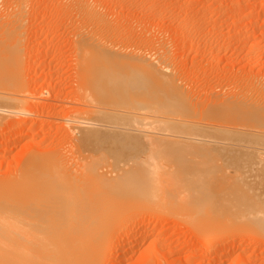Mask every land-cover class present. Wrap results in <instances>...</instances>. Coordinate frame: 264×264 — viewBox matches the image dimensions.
<instances>
[{"label": "rangeland", "instance_id": "obj_1", "mask_svg": "<svg viewBox=\"0 0 264 264\" xmlns=\"http://www.w3.org/2000/svg\"><path fill=\"white\" fill-rule=\"evenodd\" d=\"M3 4L5 5L4 7L2 6ZM6 4H8V7L6 6ZM0 5L2 6H0V18L4 17V20L1 19L4 24H0V31H2L4 27H6L10 30L8 31V29H6L8 32H11L12 30L13 32H15L17 30L15 34L12 32V35L14 34L18 36L19 34L18 37L13 35V38L11 36L10 42L6 41L3 43L4 45L8 44L10 48H7V46H4L3 44L1 45L2 41H0L1 47L4 46L5 49L7 48V52L10 51L8 54L10 56V59H7V61L9 62L6 61V64L10 63V67L8 65H5L6 67H4L6 69L7 67H9L10 70H7L10 71V73L12 72V75H10V80H8L9 83L11 82L10 84L6 82L7 84L5 85L0 81V97L8 95L7 97L12 98L15 95L13 98H15V100L20 99L19 101L29 97L28 99H26L28 100L27 102L29 104H21V107L19 106L20 104L17 105L16 101L14 102V104L11 103L12 101L8 98H6L7 102L4 98L2 99H4L5 101L0 100V103L3 102V105L0 104L2 105L0 106V109L4 108L3 110H5V112L8 111L6 112L7 115H3L0 113V135L2 136L0 137V182L3 181V186L7 184L8 187H6L8 189L11 188L9 189V192L12 191L14 188V192L12 194L18 193L19 188L16 187H19L23 183V178L21 179V176L24 177L23 175L25 173L23 175L21 174L20 178L18 176L20 173H22L21 170H23L24 168V170H27L26 166H29L31 164V160L37 157L39 158V156H45L48 159H51V157L55 154L56 151L57 156L59 157H57L56 155L54 156L57 160L61 158V164L59 163V161L58 163L62 167L64 166L63 168L65 169H61L64 171L63 173L66 177L63 176L62 171H60L61 169H58L59 167L54 168V170L56 171H53L51 169L49 171H52L53 174H56L59 171L65 179L72 176L73 178L70 177L68 179L69 181L66 179L64 180V182H70L72 178L74 179V181L76 180L75 182H80L79 184L81 187L85 186L81 185V181L85 182L84 184H86L88 180L86 186L87 189H93L94 187V185L92 187L91 184V181L93 180H91V178L93 176H90L88 172H90V174H92L94 171L99 172L104 178V180L102 179L104 185L102 186V184H100L101 179L97 177L96 181L99 182L101 186L97 183L100 189H96V187L95 189L96 191L101 190L102 192L95 193V190L91 189L92 195H89V197L87 196V199L89 198L95 200L93 197L90 196H94L97 198L96 194H98V197L100 194V197H102L104 193L103 190H106V192L107 190L110 192L112 190L111 193H106L105 196L111 194L112 196H108L111 199L109 200L111 202L115 201L116 204L118 203L116 206L115 203L112 204L113 202H108L114 207L116 206V208L112 207L114 211L110 206L107 207L111 208L112 211H110L109 209H106V212L103 211V213L105 212V215H107V217L110 215L109 217L111 218H106L105 215H103L102 213L101 218H106L108 220L107 221L105 219L104 221H107L105 223L102 219L96 218L94 216L95 219H99L97 223H100V220H102V224H98L99 226L94 225V228L96 229L95 232L93 230V227L92 230H90L93 231L92 233H96V231L98 232L100 230L102 231V229L104 233L105 231L108 232L110 240H108V238L106 240L110 241V244L107 242V244H109V247L106 246L107 244H104L106 243V240L104 238L105 242H103L102 244L104 245V247H107H105L107 251L105 252L104 257L102 259L104 260L105 258V260L101 262V264H264V0H0ZM25 5L29 6L26 8ZM12 7L17 11H15ZM20 9L25 10L23 12ZM8 13L11 14V16L14 15L16 21H13L14 23L10 22L11 24L6 23L9 25L6 26L5 19L9 16ZM4 14L8 15L4 16ZM18 21L19 23H17ZM3 30H5V28ZM82 34L84 37L82 36ZM93 36L95 38H93ZM79 43L80 46L85 49V51L88 50V56L85 54L86 52L84 53V49L79 46ZM94 43L97 45V47L94 46ZM102 43L104 44V46H101ZM78 46L83 53L80 51ZM105 46H109L108 48L113 50L114 52L117 51V54L120 56H116L117 58L115 57L112 59L109 57L110 60L107 58V56H105L104 58L103 55H100L101 53L100 51H98V49L100 47L103 48ZM75 47L77 49H75ZM95 49H97L99 54ZM5 52L6 51L4 50V54ZM14 52L17 53L16 55L18 56L15 57V55H13ZM93 53L97 54L98 56H96V59L98 58L97 62L95 61L96 59H94L95 55H93ZM83 54L88 57L86 59V57L84 56V59H86L87 61L88 59L90 60V57H92V59H94L97 64H95L96 66H98V64L100 66L101 63L103 64L98 67L99 69L103 67L100 69V71L96 70L95 67V70L98 71L99 74L96 71L95 73H93L92 69L94 68L91 69L92 72L90 71L91 74L93 73L98 75L93 76L87 73L89 74L88 76L86 74H83V72H87V70H85L87 67L88 70L89 68H91L88 65H86L87 67L85 68V63H82L85 71L82 69L80 63L84 61ZM8 55L6 57H9ZM137 56L139 57V59L137 58ZM17 57H19L18 60ZM12 58L14 59V63ZM113 59L114 61H112ZM138 60L154 61L153 63H155L156 66L158 65V68L161 67L160 69H163L165 66L164 69H166L167 72L163 69L165 72H163V75H165L166 78L169 76L174 77H169L167 79L165 78L166 81L168 79L170 80V78L172 80L174 79V81L172 83V80H170V85L167 81L166 83L168 84V89L166 87V90L164 91L169 94L170 92H174L173 94L178 95L177 99V95H173L175 97L170 98L172 93L170 94V96L166 93V97L164 96V94H161L162 92H164L163 89H165L166 86H164L165 81L163 82V85L161 82L162 73L160 75L161 77H159L161 80L159 79V81H157V79L155 78L156 82L154 81L155 83H153L158 84L155 85L157 89L154 86H150L152 85V83L149 84L150 88L146 89L149 90V92L151 93L152 89H156L157 91L159 88L161 89V87L158 86L162 85V87H164L162 88V92L160 93L159 90L158 92H156V95H160V98L163 95L167 99L165 103L163 102L165 99L163 96L162 98L164 99L159 100L162 101L160 103H164L165 106L167 102L170 101L168 104H172V106H169L167 104V107L169 106L173 109L174 105V109L177 110H174V112H176L177 116H172L169 114L170 116L168 117V114H164L162 113V111L159 112L157 110V113L162 114H157L155 117L154 113L156 110L152 111L150 110V108L152 107L151 109H155L157 106L154 105L155 108L153 107V105H150L151 107L148 106L150 103L147 100V102H145L148 105L146 103L145 104L148 106V108H145L146 105L143 101L141 102H143L144 106L143 104L141 105V103H139L140 100L146 99L144 97L145 95L142 94L145 93L148 95V93L143 90L145 88L142 86V93L139 92L138 89L137 90L139 93H137V91H133L136 88H128V90L131 92H127V88H125L127 93L123 92L124 94L122 93V95L120 96L123 97L127 95V98H121L123 102L125 101L127 103L124 102L122 106L118 105L123 103L122 100H120V97H118L119 99L115 98L118 100V103H115V99L113 100V106L114 104H116V107H113L112 105L108 104L109 101L108 103L106 102V100L108 99L107 97H105L106 103L100 101L102 100L103 95L107 94L105 91V89L107 88H105L106 86L104 87L105 80L103 81L104 85H101L103 84L101 82V78L99 77L101 76L100 74L103 72H101V70H104V72L105 69L109 70V73H111L110 75H112V80L116 78H122L125 80V82H128V79L131 78V76L127 78L128 74L131 75V70L132 68H135L134 64L138 62ZM128 61L129 63L132 62L130 64L131 66L129 65ZM89 62L87 64H89ZM113 62H121L122 66H126L125 68H123V73L121 72L122 70H119V72L115 69L116 67L114 65H111L113 64ZM14 64L15 66H18L21 70L18 67H15ZM95 65L93 64V66ZM127 65L130 70L127 68ZM12 66H14V68H12ZM80 68L83 70L82 74H80V71H82L80 70ZM137 70H141L140 73ZM132 71L134 72L135 70ZM143 71L145 70H143L142 68L136 69V72L133 73V75L135 74L134 78L139 80L142 76L148 77V71ZM77 72L79 73V75L77 74ZM125 72L128 74L126 75ZM141 72L143 73L141 74ZM15 73L18 76H16ZM121 73L124 74V76L126 75L127 80L125 77H123V75H120ZM144 73H147L146 76L144 75ZM151 73L152 72H150V74ZM140 74L142 76H140L139 78ZM156 74H154L153 72L151 76L154 75L155 77ZM14 76H16V82ZM91 76L93 80L89 78ZM95 77L97 79H95ZM98 78H100V84L97 82ZM142 80L139 81L142 82ZM93 81L97 82V84H94L95 86L93 85ZM159 82L161 85L159 84ZM144 83L145 86L146 82ZM20 85L25 90L22 89L23 91L20 90L18 92L17 88H21ZM96 85L102 87V90L101 88H99L101 92H98V95H96L97 93L95 92L99 90H93V87L98 88ZM85 86H87L86 88L88 89L86 91ZM120 86L123 87V85ZM123 89L124 88H121V90ZM10 91H12L13 93H11ZM177 91L179 92V94L185 93L186 95L183 94L180 97ZM133 92L136 96L133 95ZM101 93L103 95H99ZM129 93L132 95V97L131 95H128ZM152 93H155V91H152ZM118 94L120 93L118 92ZM151 94H149L148 97L146 96L151 103L154 102L153 100L157 101L159 99L156 98L158 96L155 97V94L150 97ZM82 96L83 98L81 99L80 97ZM101 96L102 98L99 99ZM128 96H130V99ZM137 96H141L139 97V99L136 100L138 105L140 104L139 107L136 108L132 106V104L128 105V103L131 102L133 97L134 99H136L138 98ZM153 96L155 97V99ZM182 96L188 99V103L186 99H184ZM152 97L153 99H151ZM227 98H229L228 101ZM126 99L128 100L126 101ZM181 100L185 101L184 103L186 108H182L184 103L181 102ZM120 101L122 103H120ZM156 101L155 104L158 105V101L157 103ZM97 103H100V105H98ZM104 103L106 104L105 106ZM110 103L112 104V101ZM175 103H180V105H176ZM28 105H30V108ZM4 106H6L7 109H5ZM11 106L12 114L10 113V108H8ZM158 107V109L160 110V106ZM167 107L164 108L167 109ZM134 108H136V110ZM141 108H143V110ZM144 108L146 112L148 110V113L153 112V115L148 116V113L146 114ZM186 109H188V111ZM18 110H23L24 112H19ZM90 110L91 112H89ZM114 110H117V113H115ZM139 110L141 112H138ZM162 110H164L163 107ZM81 111L82 113L84 111L86 112L82 114ZM101 111H105L104 113L106 115ZM143 111L145 112V115L142 113ZM171 111L173 110H170V112ZM95 112L102 113L96 114V116L98 117H102L105 115L104 117L107 118L106 116L111 114L110 117L108 116L111 119V117L118 116L117 118H115V120H117L119 117L121 118V116L124 115L126 117L122 116V118L124 117L128 119L125 122L126 124H128V127L131 126L130 123H132L133 121V117L131 114H136L135 118L136 120L139 117L141 118L139 123L141 122L140 124H142V126H140L139 124V127L141 128L140 130L139 127L138 129L135 128L138 126V121H135V118L132 124L133 126H135L134 128H132V126L130 128H126L127 125H125L123 121L121 122L119 120L120 118L116 122L114 121L116 126L113 125V122H111L114 119L112 118L113 120L111 119L110 121V119L108 118L109 120L107 119L108 121L106 120L107 122H104V124L106 123L108 125L107 126L106 124L103 125V121L105 120L103 117V121L101 120V118H99L102 121V125L105 126L103 127L100 124L101 122H93V120L95 119L97 121H100L98 118H95ZM111 112L113 114L115 113L116 115H118L115 116L114 114V116H112L113 114ZM118 112L120 113V115L122 113V115L119 116ZM124 112H126L127 114ZM8 113H10V115ZM78 113L80 116L78 115ZM128 113L130 114L128 115ZM166 113H168V111H166ZM183 113L186 116H184ZM139 115H143L144 117L146 115L147 116L146 118L142 119L143 117ZM164 115H167V121L170 119L168 121V123L170 122V124L166 122L169 126L164 125L165 122L161 123V121H164ZM157 116H160V118L158 117V119L162 120L159 121L157 119ZM1 117L4 118L2 119ZM149 117L150 119L151 117H153V119L155 118L154 120L157 121L158 124H161L157 125L155 121V123H152V119L147 120V118ZM171 117H173L174 119H172ZM86 118L88 119V121ZM89 119H93L91 120L92 122L90 121L89 123ZM23 120L25 121L24 123ZM185 120H187V122ZM10 121L14 124H12ZM70 121H72V125L75 121L77 123L79 122V124L83 123L81 127L89 125L90 127H85H89V130H92L91 126H94L92 128H96V131H99V129L101 131L102 129L101 134L103 131L107 132L106 129L108 128V131L112 128L113 130L111 129L110 131L116 130L117 133L116 131H114L113 133L111 132V134L109 135V132H107L108 134L106 132H103L102 136L101 134H98L97 136L101 137L99 139L104 140L105 144L101 146V149H99L100 146H97L96 148H98V150L95 149L94 151H91L94 147H90V150H86V145L90 144L89 142L87 143V140L89 139L87 132H85V130H83L84 128L82 127V130L80 128L78 130L79 132L74 133L73 130H75L76 127L80 126L75 123L77 124H74L76 127H71V125L68 124L70 123ZM181 121L185 122V125H183L184 123H182ZM19 122L21 125H19ZM86 122L89 124H87ZM108 122H110V126L112 127L109 126ZM118 122H121V126L119 124H116ZM135 122L136 124H134ZM171 122L172 125H174L176 128L174 126H170ZM178 122L179 124L177 125ZM95 124H97L96 126H98V124L99 126L101 125L102 128H100L101 126L98 128L95 127ZM10 125H14V127H11ZM162 125H164V127ZM186 125L189 127L186 128ZM159 127L161 129H158ZM10 128H12V130ZM131 128L134 130L131 131ZM167 128H169L170 130ZM120 129L122 131H120ZM135 129L138 130V134L136 133ZM80 130L84 131L87 135L84 132L82 133ZM123 130L126 132H124ZM141 130L142 132H144L143 134L142 132H140ZM158 130L159 132L160 130H164L166 132L167 130L169 131L168 134L163 133L164 131H162V135L161 133H158ZM171 130L173 132L178 131L180 133L179 134L178 132H176L178 133V139L184 138L183 140L185 141V144H187L190 139H193L195 137H197L198 139H202L204 144H196L198 146H194L193 144H191L193 145L191 146L189 145L190 143H188L187 146H185L184 143H181L183 141H181V144L179 145L178 140H175V143L178 142L177 144H174L172 142V144H169V139H165L166 137L164 136V134L166 136H172L173 134L176 136L175 133H171ZM133 131H135L136 134ZM152 131H155L157 133L154 132L153 134ZM184 131H186V133ZM6 132H8V134ZM118 132L123 133L120 134ZM139 132L146 138V140V136L152 137L153 135L152 138H154V141L152 138H150L152 140L149 141L148 138V141L150 142L148 144V141L144 140L145 138L141 134H139ZM182 132L184 133L183 135L189 133L191 134L183 136ZM80 133L83 134L80 136H83L84 138L88 136V139H85V150L84 148H80V146H78L79 144L77 141H74L77 139L76 136H78L79 138L78 134ZM91 133L92 134L89 135L92 137L94 131L92 130ZM124 133L132 134L127 140L126 138H128V135L125 134L124 137ZM96 134L97 132L94 134V138L97 137ZM133 134L137 135L138 137L140 135V138ZM155 134H157L156 139ZM160 135L164 136L165 138L161 137ZM15 136L17 137V139ZM133 137H136L139 140V142L137 141L138 145L136 144L137 142L134 141V139H137H133ZM142 137L143 142L141 141ZM122 139H124V142L122 141ZM130 139L131 142L135 144V147L134 145L130 144L132 146L131 148L134 147V150H137L135 152H132L133 149L131 151V148L128 149L129 146L127 147V143L128 141H130ZM112 140L115 141L111 142ZM158 140L161 143H159ZM166 141L168 142V145H170H167L168 148L167 146H165ZM140 142H145L144 145L146 146H144ZM155 143H157V146ZM69 144H71V146ZM106 144L108 147L106 146ZM151 144H154L156 147ZM76 146H78L79 150ZM75 148L77 149V151ZM74 151H76L77 155L74 153ZM78 151H80L81 153ZM134 153L136 155H133ZM79 154L80 156H78ZM62 156L64 158H68H65L67 161H62V159H64L62 158ZM120 158L123 161H121ZM118 159L121 161V163H118ZM165 160L168 161L166 162ZM81 161L84 164L81 163ZM62 162L63 164L65 162V164L63 165ZM52 163L57 164V162H51V164ZM85 163L89 168H86ZM117 164L118 166H116ZM53 166H58V164H53L50 167H52L53 169ZM84 168L87 171H85ZM89 169L90 171H88ZM66 170L70 171H68L69 174ZM80 171H85V174L84 172L81 173ZM59 172L57 174L58 180L60 176ZM65 172L67 173V175L65 174ZM86 173H88V175ZM82 177L85 178L86 181L85 179L82 180ZM18 178L21 179V181L17 180ZM15 180H17L18 182L16 181V183L13 184ZM7 181H11L13 183H9ZM72 181L73 180H71V182ZM64 182L63 184L62 182H57V185L59 187V190L60 188L62 190L65 189L66 194L71 191L70 189H72V191L69 193H76V190L80 188L78 183L74 185V183L70 182L72 186L71 187L69 183L66 184V182L64 184ZM17 183L20 184L18 185ZM88 183L91 185V187H89L90 185H88ZM94 183L96 182L94 181ZM66 185L67 187L69 186L71 188H66ZM76 186H78L79 188ZM6 187H3L2 189L8 191ZM73 187L76 190L73 189ZM16 189L17 191H15ZM20 189L22 190V187ZM21 190L19 193L23 192ZM6 191L4 192L6 193ZM92 191H94V193ZM23 193L26 196L28 195L26 194V192ZM1 196V199L7 198L5 197L7 196L5 194L4 197ZM10 196H18L19 198L14 197L17 201L21 197L20 194H14ZM12 197H9V199H12ZM28 198L30 197L27 196L26 199L28 200ZM102 198L104 199V196ZM102 198L99 200L104 201ZM132 198L134 200H131ZM9 199L6 200V202H8ZM89 199L88 202H90ZM4 200L5 199L1 201ZM16 200L11 201L15 203L17 210L15 209L14 203L13 205H11V201H9L11 206L7 203V207L6 205H3L4 202H1L2 205L0 204V211H6L7 213L0 212V214L2 215L1 217H5L4 219L0 217V221L1 219H3L4 221L6 217L8 219L12 218L11 220L13 221L10 220V224L8 220L4 221L5 224L8 225V227L4 224H1L4 223L1 221L0 224L3 226L0 225V230H6L7 228L9 229L8 231L6 230L8 233L10 232V230H12V233H10L14 235L17 239L19 237H22V233L31 232V228L29 227L31 223L29 222H32L30 221L32 216L30 215H33L35 211L30 210V208H28L26 205L27 201L25 202L21 198L20 201L22 200L23 202L21 203L24 205V207L26 205L25 208L27 210L29 209L30 212L29 214H25L27 210H24L22 204L20 202H17ZM80 200L81 198H79V200L76 199V203L79 201L78 204L81 205L86 202H82L83 199L81 201ZM96 200H98V198ZM19 203L20 210H18V205H16ZM78 204L77 206L75 205L72 207H80V205L78 206ZM104 205H107V203H104ZM146 205H148L149 207ZM43 206H45V204ZM107 210L108 212L110 211L109 214ZM88 213L91 214V212ZM78 214L81 215V213L77 212L76 215ZM99 214L100 213H98V215ZM82 215L86 216V214L84 213ZM28 216H30V219H28ZM90 216L91 215L87 216L89 217L88 220L94 218ZM69 218L71 219V222L68 218L63 219V221L65 220L64 222L61 220V224L64 225H61V227L63 228L66 225V227L70 226L69 229H71V227L73 229L78 228L73 227L75 226V224L78 225V222L76 223L75 221L73 225V219L71 217ZM85 219L86 217L84 218V220ZM80 220L82 222V219ZM109 220L112 224H108L110 223ZM89 221L88 224L91 227ZM93 221H95L96 223V220L91 219V222ZM68 222H70L71 225H69ZM19 224L22 225V227L15 226ZM12 225L15 227H13ZM103 225L104 227L102 229L98 228ZM107 225L110 228H108ZM105 226H107V228H105ZM112 226L114 227V229H112ZM24 227L25 229H23ZM20 228H22V230ZM35 228L37 227H34L33 229ZM224 228H226V230ZM27 229L29 230L27 231ZM23 230L25 231L23 232ZM214 230L218 232H215ZM13 231L17 233H14ZM103 232H101V234ZM109 233L111 234L109 235ZM15 234H18L20 236L16 237ZM215 235L217 237H215ZM219 235L221 236L219 240L214 241V243H209V241L211 242L212 240L211 237H215L218 239ZM223 235L225 238L223 237ZM28 238L25 237L24 240H27V242H24L26 245H28L29 243ZM20 239L19 241H21ZM120 241L122 242L119 244ZM21 245L24 244L22 243Z\"/></svg>", "mask_w": 264, "mask_h": 264}, {"label": "bare ground", "instance_id": "obj_2", "mask_svg": "<svg viewBox=\"0 0 264 264\" xmlns=\"http://www.w3.org/2000/svg\"><path fill=\"white\" fill-rule=\"evenodd\" d=\"M2 1V0H1ZM18 1V0H17ZM24 1V0H23ZM16 2V1H15ZM22 2V1H21ZM29 2V1H28ZM27 2V3H28ZM72 2V1H71ZM20 3V2H19ZM24 3V2H23ZM26 3V4H27ZM73 3V2H72ZM16 4H18V3H16ZM22 4V3H21ZM20 4V5H21ZM25 4V3H24ZM29 4V3H28ZM8 4H6V6H7ZM80 5V4H79ZM1 6V5H0ZM3 7L5 6L4 4L2 5ZM1 6V7H2ZM13 6V5H12ZM26 6V8L29 6V5H25ZM67 6V5H66ZM8 7V6H7ZM10 7V6H9ZM92 7V6H91ZM11 8V7H10ZM13 8V7H12ZM18 8V7H17ZM5 9V8H4ZM14 9V8H13ZM29 9V8H28ZM264 9V8H263ZM9 10V9H8ZM15 10V9H14ZM21 10V9H20ZM19 10V11H20ZM24 10L25 9H22L21 11H23L24 12ZM1 11V10H0ZM5 11V10H4ZM15 11H17V10H15ZM10 12H13V11H10ZM71 12H73V11H71ZM7 13V12H6ZM27 13H28V11H27ZM9 14V13H8ZM8 14H6V15H8ZM19 14V13H18ZM21 14V13H20ZM23 14V13H22ZM91 14V13H90ZM5 14H4V16H6ZM13 15V14H12ZM15 15H16V13H15ZM23 16V15H22ZM2 17H3V15H2ZM4 18V17H3ZM3 18H0V24L1 23H3V21L1 20V19H3ZM24 18V17H23ZM20 19H21V16H20ZM79 19V18H78ZM4 20V19H3ZM24 20V19H23ZM28 20V19H27ZM209 20V19H208ZM5 24L6 23H9V24H11L10 22H13V21H16L15 20V16L13 15V16H11V14H9V16L5 19ZM26 21V20H25ZM21 22V21H20ZM79 22V21H78ZM14 23V22H13ZM12 23V24H13ZM17 23H19V21L17 22ZM22 23H23V21H22ZM25 23V22H24ZM33 23V22H32ZM4 24V23H3ZM2 24V25H3ZM21 24V23H20ZM19 24V25H20ZM18 25V26H19ZM82 25V24H81ZM6 26H9L8 24H6ZM11 26V25H10ZM17 26V25H16ZM22 26V25H21ZM2 27V26H1ZM12 27H14V26H12ZM12 27H11V29H12ZM5 28V30H3ZM3 29H2V31H0V41H2V43H1V45L4 43V42H10L11 41V36L14 38V36H17V35H14L15 34V32L17 31H15V32H13V30L11 31V32H8V31H10L8 28H6V27H4ZM10 28V27H9ZM19 28V27H18ZM23 28V27H22ZM1 29V28H0ZM6 29H8V31L6 30ZM15 29H16V27H15ZM20 29V28H19ZM87 29V28H86ZM85 31V30H84ZM87 31V30H86ZM93 31V30H92ZM12 32L14 33L13 35H12ZM17 33H19V32H17ZM23 33V32H22ZM24 34V33H23ZM81 34V33H80ZM18 36H19V34H18ZM17 36V37H18ZM22 36V35H21ZM82 36H83V34H82ZM115 36V35H114ZM30 37V36H29ZM29 37H28V39H29ZM84 37V36H83ZM87 37V36H86ZM89 37V36H88ZM111 37V36H110ZM27 38V37H26ZM93 38H95L94 36H93ZM92 38V39H93ZM97 38V37H96ZM100 38V37H99ZM102 38V37H101ZM108 38V37H107ZM17 39V38H16ZM23 39V38H22ZM82 39V38H81ZM86 39V38H85ZM4 40V41H3ZM9 40V41H8ZM13 40V39H12ZM19 40V39H18ZM17 40V41H18ZM83 40V39H82ZM102 40V39H101ZM21 41V40H20ZM79 41H80V39H79ZM84 41V40H83ZM96 41V40H95ZM85 42H86V40H85ZM94 42V41H93ZM12 43V42H11ZM24 43V42H23ZM84 43V42H83ZM96 43V42H95ZM94 43V46L95 47H97V45ZM98 43V42H97ZM100 43V42H99ZM105 43V42H104ZM21 44V43H20ZM87 44V43H86ZM90 44V43H89ZM88 44V45H89ZM92 44V43H91ZM1 45H0V47H1ZM4 45V44H3ZM78 45V44H77ZM77 45H76V47H77ZM83 45V44H82ZM106 45V44H105ZM4 46H7V48H10L9 46H8V44H6V45H4ZM4 46H2L1 47V50H0V81L3 83V84H7L6 82H8V80H10V75H12L11 73H10V71H8V70H10L9 69V67H10V63H8V64H6V61H7V59L9 58L10 59V56L8 55L9 54V52H7L8 50H7V48L5 49V47ZM79 46H80V43H79ZM79 46H78V48H79ZM84 46V45H83ZM101 46H104V44L102 43V45ZM75 47V49H77ZM80 47H82V46H80ZM85 47V46H84ZM98 47H99V45H98ZM109 47V46H108ZM108 47H103V48H99L98 49V51H100V55H103L104 56V58H105V56H107V58L109 59V57L112 59V58H115L116 56L118 57V56H120V55H118L117 54V51H113V50H111V49H109ZM2 48H3V50H2ZM19 48V47H18ZM83 48V47H82ZM89 48V47H88ZM87 48V49H88ZM93 48V47H92ZM22 49V48H21ZM80 49V48H79ZM84 49V48H83ZM4 50L7 52V55L9 56V57H6L7 55H6V52H5V54H4ZM96 51H97V49H95ZM117 50V49H116ZM17 51V50H16ZM79 51V50H78ZM80 51H81V49H80ZM93 51V50H92ZM98 51H97V53H98ZM119 51H121V50H119ZM82 52V51H81ZM86 52V53H85ZM136 52V51H135ZM139 52V51H138ZM141 52V51H140ZM158 52V51H157ZM28 53V52H27ZM78 53V52H77ZM83 53V52H82ZM84 53L87 55V53H88V50L87 51H85V49H84ZM134 53V52H133ZM17 53H15L14 52V54L13 55H15V57L16 56H18V55H16ZM19 54V53H18ZM85 54H83V59L86 57V55ZM99 54V53H98ZM123 54V53H122ZM125 54V53H124ZM159 54H160V52H159ZM79 55V54H78ZM82 55V54H81ZM93 55H95L94 56V59H96V56H97V54H95V53H93ZM99 55V56H100ZM127 55V54H126ZM136 55V54H135ZM157 55V54H156ZM22 56V55H21ZM24 56V55H23ZM28 56H29V54H28ZM85 56V57H84ZM88 56V55H87ZM138 56H139V54H138ZM137 56V58L139 59V57ZM141 56V55H140ZM14 57V58H15ZM77 57V56H76ZM79 57V56H78ZM98 57V56H97ZM116 57V58H117ZM131 57V56H130ZM159 57V56H158ZM88 57H86V59H87ZM101 58H102V56H101ZM135 58V57H134ZM143 58H145V57H143ZM163 58V57H162ZM6 59V60H5ZM8 59V60H9ZM13 59V58H12ZM19 59V57H17V60ZM23 59H24V57H23ZM82 59V58H81ZM86 59H84V61L86 60ZM91 59H92V57H90V60L88 59V61L86 60L85 62L84 61H80L81 63H80V65L82 66V69L84 70V67H83V64L85 65V68L87 67L86 65H88V66H90L91 68H89V70L86 68L85 70H87V72L85 71V73L83 72V70L80 68V70H82V71H80V74H82V72H83V74H86V75H88L89 76V74L90 75H98L99 74V72L98 71H100V69L101 68H103V67H101L100 69L98 68V67H100L101 66V64H100V66H99V64H98V66H96L97 64H96V62H97V60H98V58L94 61V59H92V61H91ZM136 59V58H135ZM141 59V58H140ZM159 59H161V58H159ZM80 60V59H79ZM107 60V59H106ZM110 60V59H109ZM108 60V61H109ZM120 60H121V58H120ZM154 60V59H153ZM12 61V60H11ZM21 61V60H20ZM89 61H91V62H89ZM112 61H114V59L112 60ZM124 61V60H123ZM132 61H134V60H132ZM148 60H138V62H136L135 64H134V66H135V68H132V70H135L134 72L131 70V72H129V71H127V72H129V73H131V75H129L128 73H126V75L128 74V77L127 78H129L130 76H131V78H129L128 79V82H125V80L124 79H122V78H116V79H111V76L112 75H110L111 73H109L110 71L109 70H106L105 69V72H104V70H101V76H99L100 78H101V82L103 83V81L105 80V85H104V83L103 84H101L102 86L104 85V87L105 88H107V89H105V91H106V93L107 94H104L103 92V94L104 95H106V96H104L102 93L101 94H99V95H103V98H102V96L99 98V99H101L102 98V100H100V101H102V102H105V97H107L108 99L106 100V102L108 103V101H109V103L108 104H110V105H112L113 106V100L115 99V98H118V97H120V100H122L121 98H124V97H126L127 95H125V96H123V97H121L120 95H122V93L124 92V93H127L129 90H128V88H136V89H132L133 91H137V93H139V92H141L142 93V89H141V86L142 87H144L145 89H143V90H145V92H147L148 93V95L147 94H145L144 93V91H143V93L144 94H142V95H145L144 97L146 98V99H144V100H140V102H139V100H138V102L139 103H141V105L143 104V102H144V104L147 102V101H149V105L148 106H150V105H153V107H154V105L155 106H157L155 109H151L150 107V110H156L155 111V117H156V115L158 114V115H161L162 113H164V114H168V117L170 116V115H172V116H177L176 115V112H174V105H173V109L172 108H170L169 106L171 105L172 106V104H168L169 102H167V104L169 105L168 107H167V104H166V106H165V101L167 100L165 97V95H166V91H164V90H166V87H167V89H168V84L170 85L171 84V81L170 80H172L171 78H174V77H171V76H169V77H171L170 78V80L168 79L167 81H168V84L166 83L167 81H166V79L167 78H169V77H167L166 78V76L165 75H163V72H164V70L166 71V69H164L165 68V66H164V70L163 69H160V68H158L157 66H156V64L155 63H153L154 61H148ZM163 61V60H162ZM167 61V60H166ZM7 62H9V61H7ZM16 62V61H15ZM18 62V61H17ZM24 62H26V61H24ZM89 62V64H87ZM115 62H116V60H115ZM118 62V61H117ZM122 62V61H121ZM121 62H119V63H114L113 62V64H111V65H114L116 68V70H122L121 72L123 73V68H125L126 66H122V63ZM127 62V61H126ZM164 62V61H163ZM162 62V63H163ZM168 62V61H167ZM166 62V63H167ZM13 63H14V59H13ZM83 63V64H82ZM111 63V62H110ZM128 63H129V61H128ZM132 63V62H131ZM131 63H129V65L131 64ZM160 63V62H159ZM25 64V63H24ZM91 64V65H90ZM93 64L95 65V66H93ZM127 64V63H126ZM5 65H8L9 67H7V69L5 68L6 66ZM103 65V64H102ZM125 65V64H124ZM5 66V67H4ZM14 66H15V64H14ZM14 66H12V68H14ZM80 66V67H81ZM131 66V65H130ZM15 67H18V66H15ZM95 67H96V70H98V71H96L95 70ZM11 68V69H12ZM19 68V67H18ZM24 68V67H23ZM22 68V69H23ZM92 68H94V69H92ZM127 68H128V65H127ZM139 68H142L143 70H145V71H143V72H146V71H148V73H149V76L148 77H144V76H142L141 74L143 73V72H141V74L139 75V78H140V76H142V77H144V78H142L141 77V79H139V80H142V82H140L138 79H136V78H134L135 76V74L133 75V73H135L136 72V69H139ZM166 68H168V67H166ZM20 69V68H19ZM19 69H18V71H19ZM91 69L93 70V73H95V71L98 73V74H91L90 73V71H91ZM129 69V68H128ZM127 69V70H128ZM14 70V69H13ZM12 70V71H13ZM15 70H17V69H15ZM21 70V69H20ZM126 70V69H125ZM124 70V71H125ZM130 70V69H129ZM163 70V71H162ZM170 70V69H169ZM118 71H117V73H118ZM119 71V72H120ZM139 73H140V71L139 70H137ZM161 71V72H160ZM20 72H22V71H20ZM92 72V71H91ZM150 72H154V74H156V72H157V74L159 75H157L156 74V76L154 77V75L153 76H151V74H150ZM167 72V71H166ZM169 72V71H168ZM87 73H89V74H87ZM120 74V75H123V77H125L126 78V75L124 76V74ZM138 73V74H139ZM161 73H162V75H161ZM165 73V72H164ZM77 74L79 75V73L77 72ZM102 74H104V75H102ZM147 74V73H146ZM146 74L144 73V75L146 76ZM15 75L16 76H18L16 73H15ZM20 75V74H19ZM133 75V76H132ZM162 77H161V76ZM168 75H170V74H168ZM16 76H14V79H15V77ZM87 76V77H88ZM105 76V77H104ZM164 76V77H163ZM83 77V76H82ZM96 77H98V76H96ZM95 77V79H97ZM133 77V78H132ZM159 77H161L162 78V80L159 78ZM20 78V77H19ZM85 78V77H84ZM83 78V79H84ZM89 78H91L92 79V76L91 77H89ZM100 78H98V83L100 84ZM102 78H104V79H102ZM127 78H126V80H127ZM157 79V81H159V79L161 80V82H162V85H163V82L165 83L164 84V86H165V89H163V91L164 92H162V88H164V87H162V85L160 84V82H159V84L161 85V86H158V87H161V89L159 88L157 91H156V86L155 85H158V84H153V83H155L156 82V79ZM166 78V79H165ZM13 79V78H12ZM11 79V80H12ZM87 79V78H86ZM94 79V80H95ZM146 79V80H145ZM24 80V79H23ZM93 80V79H92ZM124 80V81H123ZM26 81V80H25ZM92 82L93 83V85L94 84H97V82ZM155 81V82H154ZM173 81H174V79L172 80V83H173ZM15 82H16V79H15ZM15 82H14V84H15ZM18 82V81H17ZM22 82V81H21ZM82 82H83V80H82ZM91 82V81H90ZM114 82V83H113ZM144 82H146V85L144 86ZM170 82V83H169ZM9 83V82H8ZM11 83V82H10ZM9 83V84H10ZM20 83V82H19ZM88 83V82H87ZM152 83V85H150V86H154L156 89L154 90V89H152V87H151V89H152V91H155V93H152V91H151V93L149 92V90H147L148 88H150V86H149V84H151ZM174 83H176V82H174ZM3 84H2V86H3ZM8 84V85H9ZM17 84V83H16ZM21 84V83H20ZM91 84V83H90ZM123 85V87H121L120 85ZM141 84V85H140ZM4 85V86H5ZM12 85V84H11ZM82 85V84H81ZM88 85V84H87ZM92 85V86H93ZM100 85V86H101ZM119 85V86H118ZM173 85H175V84H173ZM177 85V84H176ZM15 86V85H14ZM18 86H19V84H18ZM24 86V85H23ZM31 86V85H30ZM38 86V85H37ZM89 86V85H88ZM95 86V85H94ZM98 88H96V87H93V90H99V88H101V90H102V87H99L98 85H96ZM114 86V87H113ZM117 86V87H116ZM139 86H140V88H139ZM9 87V86H8ZM16 87H17V85H16ZM16 87H15V89H16ZM20 87H21V85H20ZM84 87V86H83ZM87 86H85V88H86ZM104 87H103V90H104ZM172 87V86H171ZM177 87V86H176ZM14 88V87H13ZM84 88V89H85ZM90 88V87H89ZM117 88V89H116ZM120 90H119V89ZM121 88H124L123 90H121ZM125 88H127V92H126V89ZM147 88V89H146ZM178 88H179V86H178ZM12 89V88H11ZM23 89V87H21V88H17V90H18V92L20 91V90H22ZM139 90V92H138V90ZM150 89V90H151ZM170 89V88H169ZM175 89V88H174ZM23 90H25V89H23ZM22 90V91H23ZM28 90V89H27ZM86 90H88L87 88L85 89V91ZM90 90V89H89ZM107 90H109V91H107ZM115 90H117V91H115ZM119 90V91H118ZM147 90V91H146ZM160 90V93L161 94H164V98H162V96H161V98H160V95H156V92H158ZM171 90H172V88H171ZM177 90V89H176ZM176 90H175V93H176ZM114 91H115V93H114ZM122 91V92H121ZM168 91H170V90H168ZM180 91V90H179ZM190 91V90H189ZM2 92V91H1ZM11 93H13L12 91H10ZM30 92V91H29ZM28 92V93H29ZM98 92L100 93L101 91L99 90V91H97V92H95V93H97L96 95H98ZM116 92H117V95H116ZM118 92L120 93V94H118ZM129 92H131V91H129ZM185 92V91H184ZM4 93H5V91H4ZM10 93V94H11ZM63 93V92H62ZM88 93H89V91H88ZM113 93H114V95H115V97H114V95H113ZM123 93V94H124ZM159 93V94H160ZM172 92H170V94H171ZM174 93V92H173ZM172 93V95L170 96V94L169 93H167V95H169L170 96V98L171 97H175V96H173V95H177V94H173ZM177 93L179 94V92L177 91ZM182 93V92H181ZM2 94H3V92H2ZM16 94V93H15ZM149 94H151L150 95V97L153 95V94H155V97L156 96H158V97H156L158 100V105H156L155 104V101L156 100H151L153 103H151L150 102V100L147 98L148 96H149ZM183 94H185V93H183ZM183 94H179L180 95V97H181V95H183ZM4 95V94H3ZM12 95V94H11ZM17 95H20V94H17ZM24 95V94H23ZM38 95V94H37ZM81 95V94H80ZM89 95V94H88ZM128 95H131L130 93L128 94ZM133 95H135L134 94V92H133ZM139 95V94H138ZM141 95V96H142ZM186 95V94H185ZM1 96V95H0ZM8 96V95H7ZM7 96H2V97H0L1 99V101L2 100H4V99H6V98H8V99H10L12 102L11 103H13L14 104V102L16 101V103H17V105L18 104H20L19 106L21 107L22 105H24V104H26V103H28L27 101L28 100H26V99H28V98H25V99H23V100H21V101H19L17 98V100H15V98H10V97H7ZM30 96V95H29ZM40 96H41V94H40ZM136 96V95H135ZM141 96H139V97H141ZM147 96V97H146ZM169 96H168V98H169ZM19 97V96H18ZM99 97V96H98ZM129 97V99H130V96H128ZM131 97H132V95H131ZM138 97V96H137ZM139 97L138 98H136V99H134V97H133V101L131 100V102H130V100H129V102L130 103H128V105H130V104H132V106H134V107H136V108H138L139 107V105H138V103H137V99H139ZM154 97V96H153ZM153 97L151 98V99H153ZM155 97H154V99H155ZM177 97H178V95L176 96V99H177ZM179 97V98H180ZM183 98H184V96H182ZM186 97V96H185ZM2 98H4V99H2ZM81 99L83 98V96L82 97H80ZM91 98V97H90ZM127 98V97H126ZM178 98V99H179ZM92 99V98H91ZM103 99H104V101H103ZM119 99V98H118ZM164 99V103H160V102H162V101H159V100H163ZM175 99V100H176ZM184 99H186V98H184ZM228 99L229 98H227V101H228ZM233 99V98H232ZM240 99V98H239ZM10 100H8V101H10ZM30 100V99H29ZM63 100V99H62ZM86 100V99H85ZM117 99H115V103H118V100L116 101ZM128 99H126V101H127ZM147 100V101H146ZM188 99H186V101H187ZM5 101V100H4ZM96 101V100H95ZM94 101V102H95ZM112 101V104L110 103ZM141 101H143V102H141ZM146 101V102H145ZM157 101H156V103H157ZM171 101H172V99H171ZM174 101V100H173ZM232 101V100H231ZM6 102H7V99H6ZM35 102V101H34ZM105 102V103H106ZM122 102H123V100H122ZM121 101H120V103H122ZM125 102V101H124ZM124 102L122 103V104H118L119 106L121 105H123L124 104ZM177 102V101H176ZM181 102H185L184 100H181ZM180 102V103H181ZM233 102V101H232ZM237 102V101H236ZM3 103V102H2ZM2 103H0V104H2ZM5 103V102H4ZM68 103V102H67ZM104 103V106L106 105ZM125 103H127V102H125ZM137 103V104H136ZM180 103H178L179 105H180ZM187 103H188V101H187ZM186 103V104H187ZM22 104V105H21ZM29 104V103H28ZM72 104V103H71ZM98 104V103H97ZM144 104H143V106H144ZM145 104V105H146ZM163 104V105H162ZM176 104V103H175ZM178 104H176V105H178ZM190 104V103H189ZM188 104V105H189ZM238 104V103H237ZM3 105V104H2ZM2 105H0V106H2ZM6 105V104H5ZM8 105H9V103H8ZM7 105V106H8ZM11 105V104H10ZM16 105V104H15ZM98 105H100V103L98 104ZM116 104H114V106H115ZM117 105V106H118ZM126 105V104H125ZM146 105V107L145 108H148V106ZM187 105V106H188ZM236 105V104H235ZM29 106V108H30V105H28ZM113 106V107H114ZM143 106H140V107H143ZM158 106H160V110L158 109L159 107ZM182 106V105H181ZM198 106H199V104H198ZM5 107V109H7V107L6 106H4ZM14 107V106H13ZM70 107H72V106H70ZM77 107V106H76ZM93 107V106H92ZM101 107V106H100ZM112 107V108H113ZM116 107V106H115ZM124 107V106H123ZM122 107V108H123ZM129 107V106H128ZM162 107H163V109L165 110H162ZM164 107H167V109L166 108H164ZM177 107V106H176ZM186 108V106H185V103H184V105H183V107L182 108ZM190 107H191V105H190ZM217 107V106H216ZM1 108V107H0ZM8 108H10V113L12 114V112H11V108H12V106L11 107H8ZM37 108V107H36ZM106 108V107H105ZM104 108V109H105ZM108 108V107H107ZM130 108V107H129ZM128 108V109H129ZM136 108H134L135 110H136ZM145 108H144V111H145ZM169 108H170V110H173V111H171L170 112V110H169ZM4 109V108H3ZM3 109H0V113L1 114H6L7 115V113L6 112H8V111H6L5 112V110H3ZM21 109V108H20ZM26 109V108H25ZM68 109V108H67ZM81 109V108H80ZM85 109V108H84ZM111 109V108H110ZM127 109V110H128ZM132 109V108H131ZM142 110H143V108H141ZM13 110V109H12ZM15 110V109H14ZM70 110V109H69ZM74 110V109H73ZM76 110V109H75ZM99 110H101V109H99ZM149 110V111H150ZM157 110L159 111V112H161L162 111V113H157ZM187 111H188V109H186ZM19 111V110H18ZM22 112H24L23 110H21ZM21 111H19V112H21ZM33 111V110H32ZM65 111V110H64ZM68 111V110H67ZM71 111V110H70ZM77 111V110H76ZM79 111V110H78ZM87 111V110H86ZM86 111H84V112H86ZM108 111H111V110H108ZM107 111V112H108ZM113 111V110H112ZM117 110H114V112L115 113H117L116 112ZM124 111V110H123ZM129 111V110H128ZM142 112L143 114L146 112ZM151 111V112H152ZM166 111H168V113H166ZM175 111H177V110H175ZM80 112V111H79ZM83 112V113H84ZM89 112H91V110L89 111ZM101 112H103V111H101ZM101 112H98V113H96L95 112V116H96V114H102ZM105 112V111H104ZM103 112V113H104ZM138 112H141L140 110L138 111ZM181 112V111H180ZM184 112H185V110H184ZM10 113H8L9 115H10ZM81 113H82V111H81ZM80 113V114H81ZM82 113V114H83ZM110 113V112H109ZM112 113V112H111ZM114 113V114H115ZM119 113V112H118ZM124 113H126V112H124ZM133 113V112H132ZM148 113V110H147V112H146V114ZM153 113V112H152ZM152 113H148V116H152L153 114ZM172 113V114H171ZM174 113H175V115H174ZM13 114H14V112H13ZM72 114V113H71ZM70 114V115H71ZM87 114V113H86ZM105 114V113H104ZM113 114V113H112ZM114 114L112 115V116H114ZM127 114V113H126ZM130 113H128V115H129ZM139 114V113H138ZM141 114V113H140ZM170 114V115H169ZM177 114H179V113H177ZM180 114H182V113H180ZM22 115V114H21ZM66 115V114H65ZM64 115V116H65ZM78 115H79V113H78ZM88 115V114H87ZM91 115V114H90ZM89 115V116H90ZM92 115H94V114H92ZM106 115V114H105ZM104 115V116H105ZM110 115L111 114H109V115H107L106 117L107 118H105L104 116H102V117H98V116H96L95 118H101V120L103 119V117H104V121H103V125H105L104 124V122H107L110 118ZM118 115V114H117ZM116 114H115V116H117ZM121 115H122V113H121ZM120 115V113H119V116H121ZM132 115V119H133V121H134V118L136 117L135 115L136 114H131ZM145 115V114H144ZM183 115H184V113H183ZM1 116V115H0ZM23 116V115H22ZM62 116V115H61ZM74 116V115H73ZM80 116V115H79ZM86 116V115H85ZM109 116V117H108ZM122 116H124V115H122ZM122 116H121V118H122ZM139 116H141V117H143L142 119H144V118H146V116L144 117L143 115H139ZM139 116H137V117H139ZM165 116V115H164ZM167 116V115H166ZM166 116L164 117V121H161L160 119H158V117L160 118V116H157V119L159 120V121H161V123L163 122H165V124L164 125H167V123H168V121L170 120L169 118V120L167 121V119H166ZM184 116H186V115H184ZM5 117V116H4ZM3 117V118H4ZM68 117V116H67ZM78 117V116H77ZM118 117V116H117ZM117 117H111V119L113 120V121H111V119H110V121L111 122H113L114 124L113 125H115V122L120 118H118L117 120H115V118H117ZM124 117H126V116H124ZM120 118L119 120L122 122L123 121V123H125L126 122V120H128V119H126V118ZM163 117V116H162ZM181 117H183V116H181ZM2 118V117H1ZM2 118V119H3ZM6 118V117H5ZM90 118V117H89ZM93 118V117H92ZM109 118V119H108ZM172 119H174L173 117H171ZM177 118V117H176ZM179 118V117H178ZM83 119V118H82ZM85 119V118H84ZM87 119V118H86ZM108 119V120H107ZM125 119V120H124ZM129 119H131V118H129ZM140 117L139 118H137V120H136V118H135V121H138L137 122V124H138V126L137 127H135V126H133L132 124H133V121H132V123H130V122H128V123H130L131 124V126H132V128H137L138 129V127H139V124L141 123H139V121H140ZM150 119V117L149 118H147V120H149ZM151 119L153 120V121H151L152 123L155 121L154 119H153V117H151ZM150 119V120H151ZM171 119V120H172ZM180 119V118H179ZM1 120V119H0ZM27 120V119H26ZM78 120V119H77ZM76 120V121H77ZM91 120H93V119H89V123H90V121ZM100 120V119H99ZM97 121L96 119L95 120H93V122L95 123V121H96V123L97 122H101L100 124L102 125V121ZM107 120V121H106ZM146 120V119H145ZM145 120H143V121H145ZM166 120V121H165ZM20 121V120H19ZM69 121V120H68ZM73 121V120H72ZM72 121H70V123H68L69 125H71V127H73L74 126V128L76 127L75 125H79L80 127H76V129H77V131H76V129L75 130H73L74 131V133H77V132H79L78 130L81 128V130H82V127L84 128L83 130H85V132H87V134H88V136H89V141L87 140V143L89 142L90 144V146L89 145H86V142H85V139L86 138H84L83 136H80V135H83V134H78L79 135V138H78V136H76V140H74V141H77L78 142V146H80V148H84V150H85V145L87 146V148H86V150H90V147H94L91 151H94L95 149L96 150H98V148H96L97 146L99 147V149H101V146H103L104 144H105V142H104V140H102V139H99V138H101L100 136H97L98 134L100 135L101 134V131H102V129H101V131H100V129H99V131H96L94 128H92V127H94V126H91V129L94 131V134L97 132V134H96V138H98V139H96V138H94L93 136H94V134H93V136L91 137L90 135L92 134L91 132H92V130H89L90 128V126L89 125H86V126H89V127H87V128H85L86 126H82L81 127V125L83 124H79V122L77 123L76 121L75 122H73L74 124L75 123H77V124H71V122ZM82 121V120H81ZM86 121V120H85ZM87 121H88V119H87ZM115 121V122H114ZM173 121V120H172ZM186 122H187V120H185ZM11 122V121H10ZM25 121L23 120V123H24ZM92 122V121H91ZM120 122V123H121ZM148 122V121H147ZM156 123H157V125H159V124H161V123H159L158 124V122L157 121H155ZM154 122V123H155ZM167 122V123H166ZM175 122V121H174ZM179 122H180V120H179ZM179 122L177 123V125L179 124ZM182 122V121H181ZM190 122V121H189ZM188 122V123H189ZM12 123V122H11ZM10 123V124H11ZM22 123V122H21ZM87 123V122H86ZM89 123H87V124H89ZM109 123V126L111 125L110 124V122H108ZM119 122L118 123H116L117 125L119 124L120 126H121V124H120ZM146 123V122H145ZM182 123H184L183 125H185V122H182ZM187 123V124H188ZM12 124H14V123H12ZM17 124V123H16ZM85 124V123H84ZM93 124V123H92ZM91 124V125H92ZM129 124V125H130ZM134 124H136V122L134 123ZM168 124H170V122L168 123ZM176 124V123H175ZM3 125V124H2ZM19 125H21L20 124V122H19ZM24 125V124H23ZM36 125V124H35ZM64 125V124H63ZM97 124H95V127H100L99 126V124H98V126H96ZM102 125V126H103ZM107 125V124H106ZM125 125H127V127L126 128H130V127H128V124H126L125 123ZM124 125V126H125ZM164 125H162L163 127H164ZM182 125V124H181ZM194 125V124H193ZM11 126V125H10ZM17 126V125H16ZM65 126V125H64ZM102 126L100 127V128H102ZM108 126V125H107ZM116 126V125H115ZM124 126H122V127H124ZM140 126H142V124H140ZM161 126V127H162ZM167 126H169V125H167ZM170 126H174V125H172V122H171V125ZM192 126V125H191ZM197 126V125H196ZM195 126V127H196ZM11 127H14V125L13 126H11ZM19 127V126H18ZM66 127V126H65ZM103 127H105V126H103ZM110 127H112V126H110ZM158 127V126H157ZM175 127V126H174ZM173 127V128H174ZM177 127H179V126H177ZM181 127V126H180ZM182 127H185V126H182ZM187 127H189V126H187L186 125V128ZM194 127V126H193ZM198 127V126H197ZM199 127H201V126H199ZM9 128V127H8ZM20 128V127H19ZM120 128V127H119ZM130 129L131 131L132 130H134V129ZM176 128V127H175ZM11 130H12V128H10ZM70 129V128H69ZM109 129V128H108ZM108 129H106L107 130V132H109V135L111 134V132L113 133L114 131H116V130H114V131H108ZM116 129V128H115ZM117 129H118V127H117ZM122 129H124V128H122ZM141 128L139 127V130H140ZM143 129V128H142ZM158 129H161L160 127L158 128ZM163 129V128H162ZM165 129V128H164ZM167 129H169V128H167ZM179 129V128H178ZM193 129H195V128H193ZM202 129V128H201ZM205 129V128H204ZM10 130V131H11ZM80 130V131H81ZM98 130V129H97ZM113 130V129H112ZM126 130V129H125ZM166 130V129H165ZM170 130V129H169ZM169 130H167V132L166 131H164V130H162V131H164L163 133H166V134H168V131ZM183 130V129H182ZM184 130H186V129H184ZM207 130V129H206ZM4 131V130H3ZM7 131V130H6ZM24 131V130H23ZM76 131V132H75ZM90 131V132H89ZM120 131H122L121 129H120ZM124 131V130H123ZM130 131V132H131ZM135 131H136V133L138 132V130H136L135 129ZM135 131H133L134 133H135ZM144 131V130H143ZM156 131V130H155ZM154 131V132H155ZM161 130H160V132H159V130H158V133H161L162 132ZM172 131V130H171ZM170 131V132H171ZM181 131V130H180ZM188 131H189V129H188ZM187 131V132H188ZM191 131V130H190ZM195 131V130H194ZM197 131V130H196ZM205 131V130H204ZM68 132V131H67ZM82 133L84 132V131H81ZM84 132V133H85ZM89 132V133H88ZM100 132V133H99ZM103 132H106V131H103ZM103 132H102V134H103ZM106 132V133H107ZM124 132H126V131H124ZM132 132V133H133ZM140 132H142V130L140 131ZM139 132V134H141ZM146 132V131H145ZM149 132V131H148ZM153 132V131H152ZM151 132V133H152ZM154 132H153V134H154ZM176 132H178V131H176ZM176 132H171L172 134L173 133H175L176 134V136L173 134H171L172 136H166L165 134H164V136L166 137H164V136H161V137H164L165 139H169V144H172V143H174V144H177L178 142V144L180 145L181 143H184L185 141L183 140V139H178L179 137H177L178 136V133H176ZM185 133H186V131H184ZM4 133V132H3ZM7 134H8V132H6ZM69 133V132H68ZM74 133H72V134H74ZM116 133H117V131H116ZM118 133H120V132H118ZM121 133H123V132H121ZM120 133V134H121ZM131 133V134H132ZM135 133V134H136ZM144 132H142V134H143ZM155 133H157V132H155ZM193 133V132H192ZM197 133V132H196ZM201 133V132H200ZM6 134V135H7ZM86 134V133H85ZM86 134V135H87ZM90 134V135H89ZM102 134H101V136H102ZM108 134V133H107ZM106 134V135H107ZM125 134L126 135H128V138H126L127 140L129 139V136H131V134H129V133H124V137H125ZM135 134H133V135H135ZM138 134V133H137ZM141 134V135H142ZM146 134H148V133H146ZM162 134V133H161ZM180 134V133H179ZM184 133L182 132V135H183ZM191 133H189V134H185V135H183V136H186V135H190ZM194 134V133H193ZM68 135V134H67ZM116 135H118V134H116ZM132 135V136H133ZM149 135H151V134H149ZM157 134H155V139H156V136ZM163 135V134H162ZM197 135V134H196ZM23 136V135H22ZM24 136H25V134H24ZM27 136V135H26ZM69 136V135H68ZM108 136V135H107ZM123 136V135H122ZM135 136H137V135H135ZM143 136V135H142ZM194 136V135H193ZM202 136V135H201ZM0 137H2L1 135H0ZM16 137V136H15ZM110 137V136H109ZM112 137H113V135H112ZM115 137V136H114ZM120 137H121V135H120ZM138 137V136H137ZM144 137V136H143ZM143 137H142V139H141V141L143 140ZM147 137V140H146V138L144 139V140H146V141H148V138H149V141L150 140H152L153 139V141H154V138H152L153 137V135H152V137H148V136H146ZM181 137V136H180ZM191 137V136H190ZM195 137V136H194ZM8 138V137H7ZM118 138V137H117ZM130 138H132V137H130ZM134 138H136V137H133V139ZM138 138H140V135H139V137ZM150 138H152V139H150ZM160 138V137H159ZM159 138H157V139H159ZM192 138V137H191ZM1 139V138H0ZM9 139V138H8ZM13 139H15V138H13ZM16 139H17V137H16ZM22 139V138H21ZM71 139V138H70ZM75 139V138H74ZM114 139V138H113ZM133 139H132V141H133ZM137 139V138H136ZM165 139H164V141H165ZM188 139V138H187ZM204 139V138H203ZM23 140V139H22ZM72 140V139H71ZM109 140H111V139H109ZM118 140V139H117ZM121 140V139H120ZM126 140V141H127ZM162 140V139H161ZM175 140L177 141L178 140V142L177 143H175ZM180 140V141H179ZM205 140V139H204ZM11 141V140H10ZM106 141V140H105ZM108 141V140H107ZM115 140H112L111 142H114ZM119 141V140H118ZM118 141H116V142H118ZM122 141L124 142V139H122ZM125 141V142H126ZM134 141H138L139 142V140L137 139V140H135L134 139ZM148 141V144L150 143ZM159 141V140H158ZM166 141V142H167ZM181 141H183V142H181ZM191 141V142H190ZM4 142V141H3ZM18 142V141H17ZM73 142V141H72ZM77 142H75V143H77ZM131 142V139H130V141H128V145H127V147H128V149L129 148H131L132 146L130 145V144H132V145H134V147H135V144H133L132 142ZM138 142L136 143L137 145H138ZM143 142V141H142ZM142 142H140V143H142ZM156 142V141H155ZM166 142H165V146H167L168 145V142H167V144H166ZM172 142V143H171ZM181 142V143H180ZM193 142H195V143H193ZM209 142V141H208ZM10 143V142H9ZM70 143V142H69ZM135 143V142H134ZM139 143V144H140ZM159 143H161L160 141H159ZM158 143V144H159ZM162 143H163V141H162ZM188 143H190L189 145H191V144H193L194 146L196 145V144H202L203 143V141H202V139H198L197 137H195V138H193V139H190L189 140V142ZM187 143V144H188ZM2 144V143H1ZM3 144H5V143H3ZM11 144V143H10ZM14 144H16V143H14ZM72 144V143H71ZM71 144H69L70 146H71ZM108 144H109V142H108ZM121 144V143H120ZM143 145L145 144V142L144 143H142ZM142 144H141V146H142ZM156 144V146H157V143H155ZM185 144V143H184ZM187 144H185V146H187ZM204 144V143H203ZM206 144V143H205ZM209 144V143H208ZM151 145H154V144H151ZM160 145V144H159ZM193 145H191V146H193ZM207 145V144H206ZM78 146H76L77 148H78ZM106 146H107V144H106ZM140 146V147H141ZM144 146H146V145H144ZM143 146V147H144ZM150 146V145H149ZM148 146V147H149ZM155 146V145H154ZM155 146V147H156ZM161 146V145H160ZM159 146V147H160ZM164 146V147H165ZM168 146H170V145H168ZM168 146H167V148H168ZM190 146V147H191ZM196 146H198V145H196ZM204 146V145H203ZM211 146V145H210ZM88 147H89V149H88ZM108 147V146H107ZM115 147V146H114ZM134 147L133 148H131V151H132V149H133V151L132 152H135V151H137V150H134ZM139 147V148H140ZM151 147V146H150ZM162 147H163V144H162ZM205 147V146H204ZM203 147V148H204ZM208 147V146H207ZM47 148V147H46ZM74 148V147H73ZM192 148V147H191ZM200 148V147H199ZM7 149H8V147H7ZM76 149V148H75ZM74 149V150H75ZM105 149H106V147H105ZM136 149V148H135ZM212 149V148H211ZM214 149V148H213ZM78 150H79V148H78ZM82 150V149H81ZM83 150V151H84ZM108 150V149H107ZM107 150H105V151H107ZM142 150V149H141ZM140 150V151H141ZM146 150V149H145ZM166 150V149H165ZM193 150V149H192ZM6 151V150H5ZM51 151H53V150H51ZM72 151H73V149H72ZM76 151H77V149H76ZM76 151H74V153L76 154ZM90 151V152H91ZM117 151H118V149H117ZM143 151V150H142ZM161 151V150H160ZM211 151V150H210ZM63 152V151H62ZM78 152H80V151H78ZM100 152V151H99ZM125 152V151H124ZM129 152V151H128ZM144 152V151H143ZM73 153V154H74ZM81 153V152H80ZM89 153V152H88ZM152 153V152H151ZM161 153V152H160ZM213 153V152H212ZM68 154V153H67ZM83 154V153H82ZM136 154H137V152H136ZM135 153L133 154V155H136ZM148 154V153H147ZM146 154V155H147ZM153 154V153H152ZM39 155V154H38ZM49 155V154H48ZM51 155H53V154H51ZM54 155H56L57 156V153H56V151H55V154ZM52 156L53 157V159H52V157H51V159H48L47 157H45V156H39V158L37 157V158H34L33 160H31V164L28 166H26L27 168V170H21V172L22 173H20L19 174V178H20V175L22 174H24L23 176L24 177H22L21 176V179L23 178V183L20 185L21 187H22V190L20 189L21 187L19 186H17L16 188H19L18 190V193H14V194H16V195H19L20 194V199L22 198V200L23 201H25V199L27 198V196L28 197H30V198H28V200L26 199V205H27V207L28 208H30V210H33V211H35L34 212V214L33 215H30V216H32L31 217V219L29 218L30 216H28V219H30V221H32V222H29V223H31L30 224V228H31V232H26V233H22V237H19L20 235H16V237H19V238H15V236L14 235H12L11 233V231L12 230H10V232L8 233L7 231L9 230V229H7L6 228V230L5 229H2V230H0V264H101V262H103L104 260H105V258H104V260H102L103 259V257H104V254H105V252L107 251V249H105V247L106 246H108L110 243V241H108V240H110L109 239V236H108V232L107 231H105V233L103 232V227H104V225L103 226H100V227H98L99 229L101 228L102 229V231L101 232H103L102 234H101V232L100 231H96V233H92L93 231H90V230H92V227L94 228V225H98V224H102L101 222H102V220L104 221L106 218H108L107 217V215H105V212H106V209H109L110 211H114V209L113 208H116V206H117V204H116V202L114 201H110L111 199L109 198L110 196H112L111 194L110 195H107V196H105L106 195V193H108L109 194V192L110 191H108L107 190V192H106V190H103L104 191V193H103V196H104V199L102 198V197H100L101 195L99 194V197H98V194H96V196H97V198H98V200H96L97 198L96 197H94V196H90V197H93L95 200H93V199H89V201L90 202H88V199H87V196L89 197V195H92V193H91V189H87L86 188V186H87V182H88V180H87V182H86V184H84L85 182H83V181H81V185H85V186H80V182L78 183V181L77 182H75L74 181V179H72L73 177L72 176H70V177H72L71 178V180H73L72 182H71V180H70V182L71 183H74V185H76V183H78L79 184V186H80V188L78 187V186H76V187H78L77 189L78 190H76L74 187H73V189H75L76 190V193H69V192H71L72 191V189H70L72 186H71V184H70V182H68L69 180V176H67V177H69V178H66L68 181H66V182H64V180H66L64 177H66V176H64V169L65 168H63L60 164V162H61V158H59L58 160L55 158V156ZM59 155V154H58ZM77 155V154H76ZM91 155V154H90ZM90 155H88V156H90ZM113 155V154H112ZM47 156V155H46ZM64 156V155H63ZM62 156V158H64ZM70 156V155H69ZM78 156H80V154L78 155ZM85 156H86V154H85ZM85 156H83V157H85ZM120 156V155H119ZM131 156V155H130ZM139 156V155H138ZM57 157H59V156H57ZM61 157V156H60ZM67 157H68V155H67ZM72 157V156H71ZM76 157V156H75ZM117 157H118V155H117ZM142 157V156H141ZM145 157V156H144ZM167 157V156H166ZM50 158V157H49ZM55 158V159H54ZM66 158V157H65ZM64 158V159H65ZM77 158V157H76ZM81 158V157H80ZM128 158V157H127ZM64 159H62V161H67L66 159H68V158H66L65 160ZM88 159H89V157H88ZM121 159V158H120ZM161 159V158H160ZM163 159V158H162ZM167 159V158H166ZM54 160V161H53ZM56 160V161H55ZM73 160V159H72ZM79 160V159H78ZM126 160V159H125ZM139 160V159H138ZM9 161H11V160H9ZM57 162V164H58V166H53V169H52V167H50L51 165H57V164H55V163H52L51 164V162ZM58 161H59V163H58ZM70 161V160H69ZM84 161V160H83ZM119 161V162H118ZM118 163H121V161H123L122 159H121V161L118 159ZM160 161V160H159ZM166 161V160H165ZM168 161V160H167ZM166 161V162H167ZM70 162H72V161H70ZM80 162V161H79ZM27 163V162H26ZM66 163H68V162H66ZM73 163V162H72ZM76 163V162H75ZM81 163H83L82 161H81ZM93 163V162H92ZM126 163V162H125ZM159 163V162H158ZM28 164V163H27ZM50 164V165H49ZM62 164H63V162H62ZM64 164H65V162H64ZM63 164V165H64ZM77 164V163H76ZM84 164V163H83ZM103 164V163H102ZM105 164V163H104ZM123 164V163H122ZM167 164V163H166ZM69 165V164H68ZM71 165V164H70ZM82 165V164H81ZM85 165H86V168L88 167L87 166V164L85 163ZM89 165V164H88ZM160 165H161V163H160ZM61 166V167H60ZM91 166V165H90ZM95 166V165H94ZM116 166H118V164L116 165ZM59 167V168H58ZM79 167V166H78ZM81 167V166H80ZM82 167H84V166H82ZM159 167V166H158ZM163 167V166H162ZM54 168H58V169H61L60 171H62V174H63V176L61 175V172H59V180H58V176H57V174H58V172L55 174H53L52 173V171H49L50 169L51 170H53V171H56V170H54ZM77 168V167H76ZM89 168V167H88ZM160 168V167H159ZM57 169V170H58ZM73 169H74V167H73ZM78 169V168H77ZM95 169V168H94ZM166 169V168H165ZM72 170V169H71ZM80 170V169H79ZM84 170L85 171H87L85 168H84ZM99 170V169H98ZM164 170V169H163ZM24 171H26V172H24ZM67 171V170H66ZM69 171V170H68ZM67 171V172H68ZM78 171V170H77ZM85 171H82V172H84V174H85ZM88 171H90V169L88 170ZM92 171V170H91ZM162 171V170H161ZM70 172V171H69ZM69 172H68V174H69ZM81 172V171H80ZM81 172V173H82ZM101 172V171H100ZM108 172V171H107ZM158 172H159V170H158ZM165 172V171H164ZM72 173V172H71ZM70 173V174H71ZM75 173V172H74ZM81 173H79V174H81ZM89 173V175L90 176H93L92 178H91V184H92V187H93V185H94V187H93V189L92 190H95V193H97V192H102L101 190H97L96 191V189L98 188V189H100V187H99V185L100 184H102V186L104 185L103 183L104 182H102V179L104 180V178L102 177V175L99 173V172H93L92 174H90V172H88ZM88 173H86L87 175H88ZM113 173V172H112ZM65 174L67 175V173L65 172ZM107 174V173H106ZM109 174V173H108ZM120 174V173H119ZM56 175V176H55ZM17 176V175H16ZM15 176V177H16ZM33 176H35V177H33ZM81 176V175H80ZM80 176H79V178H80ZM107 176V175H106ZM97 177L99 178V179H101V181H100V184H99V182H97L96 181V179H97ZM17 179V180H19V181H21V179ZM77 178V177H76ZM83 178V177H82ZM85 178H83L82 180H84ZM115 179V178H114ZM1 180H3V179H1ZM17 180H15V182L13 183V182H11V181H7V182H11V183H13V184H15L16 183V181ZM33 180V181H32ZM80 180V179H79ZM116 180V179H115ZM118 180V179H117ZM13 181V180H12ZM85 181H86V179H85ZM94 181L96 182V183H94ZM3 182V181H2ZM2 182H0V191H2V192H0V196L1 197H4V194L5 195H7V196H5V197H7V198H0L1 200H3V199H5L4 201H1L0 200V204L2 205V203L1 202H4V204L3 205H6L7 203H8V205H10V202L9 201H13V200H16L15 198H19L18 196H14V197H12V196H10V195H14V194H12L14 191V188H13V190L12 191H10L11 192V194H10V192H9V189H11V188H7L8 187V185L6 184H4L5 186H3V183ZM6 182V183H7ZM18 182V181H17ZM57 182H62V184H63V182H64V184L66 183V184H68L69 183V185L71 186V187H67V185H66V188H69L71 191H69L67 194H66V191H65V189L64 190H62L61 188H60V190L58 189L59 187H58V183ZM90 182V181H89ZM107 182V181H106ZM1 183H2V185H1ZM4 183H5V181H4ZM99 185H98V184ZM12 184V185H13ZM18 184V183H17ZM20 184V183H19ZM18 184V185H19ZM24 184V185H23ZM77 184V185H78ZM112 184V183H111ZM11 185V184H10ZM23 185V186H22ZM73 185V184H72ZM73 185V186H74ZM88 185H90L89 183H88ZM7 186V187H6ZM60 186V185H59ZM62 186V185H61ZM64 186V185H63ZM101 186V185H100ZM109 186V185H108ZM3 187H6V189L8 190V191H6L5 189H2ZM10 187V186H9ZM15 187V186H14ZM89 187H91V185L89 186ZM95 187H96V189H95ZM106 187V186H105ZM111 187V186H110ZM23 188H24V190H23ZM62 188H65V187H62ZM103 188V187H102ZM2 189V190H1ZM6 191V193L4 192V191ZM20 190L21 191H23V192H26V194H28L27 196L23 193V192H21V193H19L20 192ZM88 190V191H87ZM90 190V191H89ZM111 190V189H110ZM15 191H17V189L15 190ZM117 191V190H116ZM7 192H8V194H7ZM93 193H94V191H92ZM111 192H112V190H111ZM110 192V193H111ZM3 193V194H2ZM26 196H24V195ZM23 195V196H22ZM109 196V197H108ZM116 196V195H115ZM119 196V195H118ZM120 196H121V194H120ZM130 196V195H129ZM128 196V197H129ZM9 197H12V199L10 198L9 199ZM25 197V198H24ZM123 197V196H122ZM14 198V199H13ZM24 198V199H23ZM48 198V199H47ZM50 198H51V200H50ZM79 198H81V200L83 199H85L84 201L82 200V202H85L84 204H78L79 203V201L76 203V199H78L79 200ZM103 199L104 201H102V200H99V199ZM108 198V199H107ZM118 198V197H117ZM120 198V197H119ZM9 199V201L8 202H6V200H8ZM20 199H18V201L17 202H22V200L20 201ZM47 199V200H46ZM110 199V200H109ZM129 199V198H128ZM50 200V201H49ZM80 200V201H81ZM131 200H134L133 198L131 199ZM11 201V202H12ZM44 201V202H43ZM118 201H119V199H118ZM117 201V202H118ZM6 202V203H5ZM16 202V203H17ZM46 202V203H45ZM52 202V203H51ZM81 202V203H82ZM108 202H110V203H112V204H116V206L114 207L112 204H109ZM134 202V201H133ZM13 203L14 202H12V204L11 205H13ZM20 203L19 204H16V205H18V210H20L19 209V205H20ZM23 203V202H22ZM21 203V204H22ZM43 203V204H42ZM49 203V204H48ZM104 203H107V205H104ZM129 203V202H128ZM155 203V202H154ZM45 204V206H43ZM77 204H78V206L80 205V207H72V206H77ZM109 204V205H108ZM120 204V203H119ZM124 204H125V202H124ZM10 205V206H11ZM26 205H25V207H26ZM14 206H15V203H14ZM14 206H13V208H14ZM22 206L24 207V205L22 204ZM107 206H110L111 208H112V210H111V208H109V207H107ZM146 206H148V205H146ZM154 206V205H153ZM6 207H7V205H6ZM22 207V208H23ZM24 207V210H27L26 208ZM106 207V208H105ZM149 207V206H148ZM151 207V206H150ZM158 207V206H157ZM12 208V207H11ZM118 208V207H117ZM122 208V207H121ZM159 208V207H158ZM10 209V208H9ZM15 209H16V206H15ZM142 209V208H141ZM5 210H7V209H5ZM17 210V209H16ZM116 210H118V209H116ZM115 210V211H116ZM151 210H152V208H151ZM13 211V210H12ZM27 211H28V213H27ZM26 211V213L25 212H23V213H25V214H29L30 212H29V209ZM32 211V212H33ZM76 211V212H75ZM79 211H82V212H79ZM86 211V212H85ZM102 211V212H101ZM103 211H105L104 213H103ZM110 211L108 212V210H107V212H108V214L110 213ZM120 211H122V210H120ZM162 211V210H161ZM0 212H2V211H0ZM6 212V211H5ZM5 212H2V213H5ZM10 212V211H9ZM21 212V211H20ZM77 212L78 213H81V215L84 213V214H86V216L85 215H82V217H81V215H76L77 214ZM88 212H91V214L90 213H88ZM7 213V212H6ZM16 213V212H15ZM19 213V212H18ZM23 213H21V214H23ZM89 215H91L90 217H96V218H100V219H102V220H100L101 222L100 223H97L98 222V220L97 219H95V217L94 218H91L92 220H96V223H95V221H93V222H91V219H89L88 220V218L89 217H87V216H89ZM93 213V214H92ZM98 213H100L99 215H98ZM102 213H103V215H105V219H103V218H101L102 217ZM159 213V212H158ZM163 213V212H162ZM161 213V214H162ZM11 214V213H10ZM13 214H14V212H13ZM20 214V215H21ZM24 214V215H25ZM32 214V213H31ZM107 214V213H106ZM115 214V213H114ZM4 215V214H3ZM6 215V214H5ZM23 215V216H24ZM101 215V216H100ZM2 215L0 214V217H1ZM7 216V215H6ZM13 216V215H12ZM22 216V215H21ZM27 216V215H26ZM61 216H63V217H61ZM77 216H79V217H77ZM83 216H84V218L86 217V219L85 220H88L89 221V223L91 224V227L89 226V224H88V221H85L84 220V218H83ZM98 216H100V217H98ZM69 217H71L73 220L72 221H74V222H72V224L74 225V223H75V221H76V223L78 222V225L77 224H75V226H73L74 228H76V227H78V228H76V229H73L72 227H71V229H69V227L70 226H67L66 227V225H65V227H61V223H62V221H63V219H70ZM1 218H5V217H1ZM33 218V219H32ZM109 218H111V217H109ZM3 219H1V221L2 222H4V221H9V224L11 223L10 222V220L12 219H8L7 217H6V219L3 221ZM80 219H82V222H81V220ZM26 220V219H25ZM62 220V221H61ZM80 220V221H79ZM107 220V219H106ZM1 221H0V223H1ZM11 221H13V220H11ZM21 221V220H20ZM65 221V220H64ZM63 221V222H64ZM108 221V220H107ZM106 221V222H107ZM18 222V221H17ZM67 222V221H66ZM65 222V223H66ZM70 222H71V219H70ZM70 222H68V224L69 225H71L70 224ZM84 222V223H83ZM86 222V223H85ZM105 222V221H104ZM105 222V223H106ZM109 222H110V220H109ZM158 222V221H157ZM15 223V222H14ZM27 223V222H26ZM28 223V224H29ZM64 223V224H65ZM80 223V224H79ZM94 223V224H93ZM151 223V222H150ZM218 223V222H217ZM1 224H4V225H6L7 227H8V225L7 224H5V222L4 223H1ZM0 224V225H1ZM86 224H88V225H86ZM108 224H112L111 222L110 223H108ZM93 225V226H92ZM220 225V224H219ZM222 225V224H221ZM1 226H3V225H1ZM1 226H0V228H1ZM13 226V225H12ZM15 226H21L22 227V225H15ZM15 226H13V227H15ZM25 226V225H24ZM62 226H64V225H62ZM95 226V227H96ZM99 226V225H98ZM108 226V225H107ZM107 226H105V228H107ZM11 227V226H10ZM27 227V226H26ZM34 227H37V228H35V229H33ZM55 227V228H54ZM90 227V228H89ZM225 227V226H224ZM4 228V227H3ZM17 228V227H16ZM61 228V229H60ZM105 228H104V230H105ZM108 228H110L109 226H108ZM11 229V228H10ZM19 229V228H18ZM21 230H22V228H20ZM23 229H25V227L23 228ZM73 229V230H72ZM98 229V230H99ZM112 229H114V227L112 226ZM213 229V228H212ZM216 229V228H215ZM219 229V228H218ZM217 229V230H218ZM225 230H226V228H224ZM228 229V228H227ZM15 230V229H14ZM29 229H27V231H28ZM33 230V231H32ZM94 230V232H95V228L93 229ZM110 230V229H109ZM211 230V229H210ZM223 230V229H222ZM18 231V230H17ZM20 231V230H19ZM25 230H23V232H24ZM111 231V230H110ZM215 231V230H214ZM14 233H17V232H15V231H13ZM106 232H107V234H106ZM215 232H218V231H215ZM221 232V231H220ZM13 233V234H14ZM98 233V234H97ZM100 233V234H99ZM206 233H207V231H206ZM205 233V234H206ZM10 234V235H9ZM106 234V235H105ZM111 233H109V235H110ZM218 234V233H217ZM216 234V235H217ZM215 235V237H217ZM106 236V237H105ZM108 236V237H107ZM203 236H204V234H203ZM206 236V235H205ZM213 236V235H212ZM25 237L26 238H28V245H26L24 242H27V240L26 241H24L25 240ZM215 237H211L212 238V240H211V242L209 241V243H214V241H216V240H219V238H221V236L219 235V237H218V239L217 238H215ZM223 237H224V235H223ZM21 238V239H20ZM22 238H24V239H22ZM104 238H105V240L108 238V240H106V243H104L105 245L107 244V242L109 243V244H107L105 247H104V245L102 244L103 242H105L104 241ZM225 238V237H224ZM19 239L21 240V241H19ZM213 241V242H212ZM20 242H21V244L23 243L24 245H21L20 244ZM122 241H120L119 242V244L121 243ZM14 243V244H13ZM98 243V244H97ZM100 243V244H99ZM208 243V244H209ZM20 244V245H19ZM118 245V244H117ZM206 245V244H205ZM116 246V245H115ZM119 246V245H118ZM216 246V245H215ZM109 247V246H108ZM113 247V246H112ZM107 248V247H106ZM114 248V247H113ZM118 250V249H117ZM218 250V249H217ZM112 251V250H111ZM109 252V251H108ZM107 252V253H108ZM107 255V254H106ZM106 257V256H105ZM1 260H3V261H1ZM5 261V262H4ZM2 262H4V263H2Z\"/></svg>", "mask_w": 264, "mask_h": 264}]
</instances>
